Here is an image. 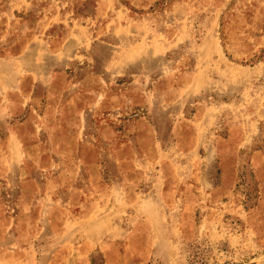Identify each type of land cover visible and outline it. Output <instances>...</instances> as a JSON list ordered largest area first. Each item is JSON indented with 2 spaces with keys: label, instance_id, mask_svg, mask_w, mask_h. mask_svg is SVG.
I'll list each match as a JSON object with an SVG mask.
<instances>
[{
  "label": "rangeland",
  "instance_id": "374dc122",
  "mask_svg": "<svg viewBox=\"0 0 264 264\" xmlns=\"http://www.w3.org/2000/svg\"><path fill=\"white\" fill-rule=\"evenodd\" d=\"M0 264H264V0H0Z\"/></svg>",
  "mask_w": 264,
  "mask_h": 264
}]
</instances>
